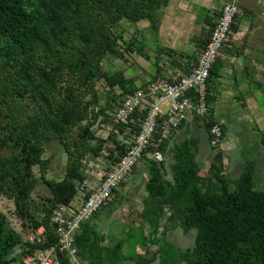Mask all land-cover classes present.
Listing matches in <instances>:
<instances>
[{"label": "trees", "instance_id": "trees-1", "mask_svg": "<svg viewBox=\"0 0 264 264\" xmlns=\"http://www.w3.org/2000/svg\"><path fill=\"white\" fill-rule=\"evenodd\" d=\"M170 1L0 0V197L14 201L23 227L17 230L0 209V264H23L29 253L51 250L58 252L62 264H71L70 255L59 249L53 213L59 204L74 198L79 184L87 178L83 161L106 155L115 159L117 150L125 154L129 145L124 140L139 130V117L145 116L138 112L132 130H120L121 136L113 133L104 139L98 134L100 122L114 123L110 112L118 102L148 83L136 86L125 71L116 77L106 70L105 59L124 57L123 32L117 33L115 27L123 20L137 24L146 19L158 32L159 13ZM240 8L234 31L244 18ZM219 12L205 14L210 28H204L197 42L198 55L210 40ZM133 42L128 47L136 45ZM140 45L141 51L144 45ZM163 54L178 65L187 64L188 70L197 61L194 53L158 43L153 80H172L170 70L168 78L162 74ZM221 59L208 79L210 113L195 116L206 120L211 152L216 153L213 160H200V141L195 136L174 142L171 155H167L173 136L159 142L157 134L143 162L148 180L138 212L140 224L149 229L145 238L148 251L134 256L122 239L106 243L107 234L92 219L76 235L81 263L152 264L159 260L161 264H264V189L256 185L257 161L249 159L234 178L222 157L225 150L211 143L213 125L220 123L224 134L226 129L213 108L218 99L213 79L221 72ZM102 79L108 84L104 98L96 86ZM52 141L59 142L68 155L60 180L46 175L44 154ZM156 150L163 152L162 161L149 157ZM36 166L41 179L36 177ZM138 170L134 168L129 178ZM41 181L51 194L36 202L33 193ZM40 211L41 219L35 214ZM41 227L44 230L37 235ZM177 228L186 234L197 230L194 247L182 250L176 246L169 235ZM26 234H35V241L25 240Z\"/></svg>", "mask_w": 264, "mask_h": 264}, {"label": "rangeland", "instance_id": "rangeland-1", "mask_svg": "<svg viewBox=\"0 0 264 264\" xmlns=\"http://www.w3.org/2000/svg\"><path fill=\"white\" fill-rule=\"evenodd\" d=\"M185 2L184 0H181ZM188 1V0H187ZM226 2L232 0H224ZM244 10L243 19L239 22L237 30L234 31L233 40L230 42L232 47H227L225 51L226 58H230L227 64L233 65L238 72L234 78L228 76L227 83L224 82L223 85H218L222 91H226L227 88H232L229 90H235L236 93L234 98H229L230 101L236 102L240 108H245L243 103L244 97L243 88L247 87V77L250 74L254 78H258V82L264 85V0H237ZM180 2V1H178ZM189 3V2H188ZM224 2L219 1L215 6L218 9L221 8ZM192 2L190 4L195 14L199 11L204 13L207 8L205 4ZM220 4V5H219ZM170 7H167L168 9ZM212 10V4L209 7ZM215 8V7H214ZM179 11L177 12V14ZM190 13H193L188 7L186 12L180 13L177 17H174L179 26V34L176 36V40H185L184 48H191L192 54L194 53V60L198 56V40L200 37V32L202 28L201 15L196 18L193 25L189 26ZM176 14V15H177ZM161 15V16H160ZM169 15V14H168ZM161 17V18H160ZM160 19H166L167 17H162V13H159ZM169 19V18H168ZM170 20V19H169ZM149 22H140L134 24L128 20H123L120 24L115 27L117 33L123 32V39L121 40L124 57L123 58H110L105 59L106 70L110 69L111 73L116 77L119 76L120 71H125L126 76L133 77L136 86L145 84L150 79H153L157 71V46L159 44L165 43L164 38L162 39L149 29ZM193 29V30H192ZM183 31L185 33H183ZM123 40L126 42L124 43ZM136 43L133 46H129L130 42ZM133 42V43H134ZM143 44L144 48L141 51L146 53L141 54V51L137 46ZM174 46L173 44H171ZM176 47V46H174ZM131 48V49H130ZM143 53V54H144ZM196 53V54H195ZM234 59L232 61L231 59ZM157 64V65H156ZM160 67L163 68L162 74L164 77L168 78L169 70H174L176 68L183 70V68L189 69L187 64L178 65L173 62V58L169 57L167 54H163L161 57ZM231 67V66H230ZM245 68V69H244ZM243 70V71H242ZM183 72H187L184 71ZM174 73V72H173ZM218 75L214 77L213 83H216ZM233 79V80H232ZM225 81V79H224ZM118 79H116V84ZM230 83V84H229ZM106 79H102L96 85L102 92L104 98L105 91L107 87ZM231 86V87H228ZM222 92V94H228L227 92ZM264 92V86H263ZM221 93V92H220ZM243 99V100H242ZM258 101L264 103V95L262 94ZM262 117H259V112L252 113V116L246 119V121L234 128L236 123L233 124V129H225V138L227 139V149L223 152V159L228 157L233 163H237L239 160L256 159L258 161L259 171L264 170V105L261 106ZM206 120L203 118L199 121V126L193 132L188 133L187 137L197 136L200 138V160H208L209 163L213 160L215 156V151L211 152V144L208 141L206 135ZM230 130V132H229ZM232 131V133H231ZM184 138L180 136L174 137L173 141L177 142ZM172 149V148H171ZM170 149V150H171ZM168 149L167 155L171 152ZM224 153L226 155H224ZM44 158L48 160L46 165V175L48 178H53L60 180L65 175L68 155L64 151L62 145L57 141H52L47 143L46 152ZM263 162V164H262ZM244 163V162H242ZM143 164H140V166ZM138 167L140 170L136 171L132 176L125 182L124 185L114 194L111 200L101 209V214L108 216V230L112 236H116L118 239H122L127 243V252L132 253L134 256L141 255L148 251L147 243L145 242L146 236H148L149 229L145 228L140 224L141 214L140 203L146 196L145 183L148 180V173L144 167ZM260 170V171H261ZM257 171V172H258ZM231 175L234 178L239 177L242 172V165L237 166L233 169L231 168ZM36 177L41 179V171L39 166L35 167ZM260 173V172H259ZM264 173V171H263ZM263 175H256V185L258 189H264V177ZM50 189L44 183L38 185L37 190L33 193V198L36 202H42L44 198L50 196ZM109 204V205H108ZM15 204L12 199L7 196L0 197V209L8 216L11 224L17 229L22 230V220L16 216ZM115 212L114 214L112 212ZM38 218H42L43 213H35ZM94 222L96 225H100V215L95 218ZM100 227V226H99ZM197 236V230L192 229L189 233H184L183 229L177 228L170 232L169 237L175 242L176 246L182 250H187L188 248L194 247L195 240ZM156 248V246H153ZM125 264H135L134 262L128 261ZM152 264H161L159 260L154 261ZM179 264H186L184 262Z\"/></svg>", "mask_w": 264, "mask_h": 264}, {"label": "built area", "instance_id": "built-area-1", "mask_svg": "<svg viewBox=\"0 0 264 264\" xmlns=\"http://www.w3.org/2000/svg\"><path fill=\"white\" fill-rule=\"evenodd\" d=\"M241 8L237 0L224 2L219 16L211 30L210 40L201 50L197 61L187 72L172 75V80L161 78L150 79L146 87H139L125 95L118 102L115 110L110 112L114 123L100 122L98 134L104 139L120 130L126 133L138 121L140 128L129 139L124 141L129 145L125 154L115 151L111 157L91 156L84 160V172L87 178L79 184L78 192L69 203H62L55 209L52 220L57 225L59 249L70 255L71 264L81 263L78 260L76 235L82 230L84 223L90 222L97 213L111 200L121 184L126 181L134 168L143 164L148 148L156 141L159 142L175 135L182 124L194 116H205L210 113L211 105L207 101L208 79L211 69L220 58L225 56L227 47H231L234 37L232 26L237 22ZM211 143L215 148L222 147L224 130L220 123L211 128ZM123 138V137H122ZM162 161L164 154L160 150L149 155ZM140 167H144L141 165ZM44 227L38 229L41 234ZM35 234H26L25 240L34 242ZM23 264H62L57 251H33L26 255Z\"/></svg>", "mask_w": 264, "mask_h": 264}, {"label": "crops", "instance_id": "crops-1", "mask_svg": "<svg viewBox=\"0 0 264 264\" xmlns=\"http://www.w3.org/2000/svg\"><path fill=\"white\" fill-rule=\"evenodd\" d=\"M178 1H180V2H178ZM184 1L185 2H182L181 0H171L167 6L162 7V17L164 16L167 18L161 19V24H160V29L158 31V36H160L162 39L164 38L165 43H163V45L171 46L177 51H182V52L192 54L191 48H189V47H188V49L184 48L185 40H181V41L176 40L177 39L176 36L180 35L178 33L180 29H179L178 23L174 17H177L183 11L186 12V9L188 7H190V9L193 13H190V14H192L191 15L192 17H190V20H189L190 22H188V24H189V26H191L196 21V18L199 17L198 14L201 15V20H202V25H201L202 28H201V32H200L201 33L200 37H201L203 34L204 28L205 29L210 28L209 26H207L205 24V14L209 13L212 16H215L216 11H220V9H218V7H216L215 5L218 4L219 1H221V2H226V1H224V0H188V1L184 0ZM192 2H194L195 4H198V3L205 4L206 5L205 7L207 8V10L204 13L199 11L198 14H195L193 9L190 6V4H192ZM211 4H212V10H209L210 9L209 7L211 6ZM167 7H170V8L166 9ZM178 11H179V13L177 14ZM146 21H148V20L144 19L140 22H146ZM140 22H138L137 24L139 25ZM148 27L151 31H153L157 35L156 31L150 26V22H149ZM183 33H185V32L183 31ZM200 37H199V39H200ZM171 44H173V45L175 44L174 46H176V47L172 46ZM229 59L230 58H226V56H224L221 59L223 67L221 69V72L218 74V77H217L218 79L216 80V83L215 82L213 83V85H214L213 87H215V93L218 97L216 103L213 105V108H214L215 116L225 124L226 129L229 128L231 130V128L233 129L234 123H236L234 128L242 125L246 121V119H248L249 117L252 116L253 112H255V113L259 112L257 114H259L260 118L262 117L261 106L264 105V103H260L258 101L259 99H257V97L260 98L262 94L264 95V92H263V86L264 85L262 83L258 82V80H257L258 78L255 79L254 76H252L250 74L246 75L247 80H248V83L246 85L247 87H245L241 90L243 92L242 96L244 97V100L243 99L242 100H243V103L245 104V108L244 109L240 108L236 104L235 100L231 102L229 98L232 99V98L236 97L233 95H235L238 92H236L235 90H233V91L229 90L232 88H227L226 91H224V90L223 91L227 92L228 94H222V92H223L222 89H220L218 87V85H223L224 82L227 83L228 76L230 78H234L238 73V72H235L236 71L235 67L233 69V65L227 64V61ZM231 60L234 61L233 58ZM181 71L183 72V70L176 68L174 70H170V74L173 75V74H176V73L181 72ZM224 79H225V81H224ZM228 87H231V86L228 85ZM200 119L201 118L194 116V117L190 118L189 120H187L185 122V125L182 128H180L179 131L175 135H173L172 138L174 139V137H176V136H180L181 138H187L188 133H184V132L185 131L186 132H193L194 130H196V128L199 126ZM205 130H206V128H205ZM230 130H229V132H230ZM231 133H232V131H231ZM206 135H207L208 141L210 143V138H209V134L207 131H206ZM195 137H197V136H195ZM197 138L200 141V138L199 137H197ZM173 139L171 141L170 147H168L169 150L171 149V147L174 144ZM228 142H227V139L224 137L222 147H220L223 151L227 149L226 147H227ZM199 147H200V142H199ZM200 150H201V148H199V154H200ZM170 152H171V150H170ZM248 160L249 159H247L245 161L239 160L237 163L235 162L232 165L231 159L228 157L225 158V161L227 162L228 167H229L228 171H231L232 166H233V169H235L239 165H242V169H243V167L245 166V163ZM205 162H207V163L209 162V157H208V160ZM242 162H244V163H242ZM262 164H263V162H262ZM257 168H258V161H257ZM260 170H261V168H260ZM260 170L259 171L257 170L258 172L256 171V175L257 176L263 175L262 177H264V173H263L264 170H261V171ZM256 175H255V180H256ZM112 213L114 214L115 212L113 211ZM106 214L107 213L101 214V210H100L97 213V215L93 218V222H94L95 218L100 215V225H97V226L98 227L100 226L99 228L105 234H107L106 236L108 238L106 240V243L114 244L117 239H116V236H112L108 230L109 221H108V216ZM94 224H96V223L94 222Z\"/></svg>", "mask_w": 264, "mask_h": 264}]
</instances>
